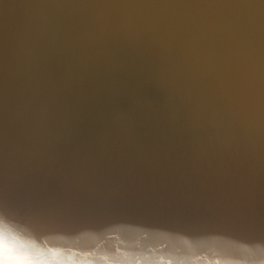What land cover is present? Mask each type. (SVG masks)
Returning a JSON list of instances; mask_svg holds the SVG:
<instances>
[{
  "label": "bare ground",
  "instance_id": "bare-ground-1",
  "mask_svg": "<svg viewBox=\"0 0 264 264\" xmlns=\"http://www.w3.org/2000/svg\"><path fill=\"white\" fill-rule=\"evenodd\" d=\"M0 264H264V0H0Z\"/></svg>",
  "mask_w": 264,
  "mask_h": 264
}]
</instances>
